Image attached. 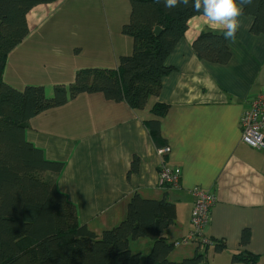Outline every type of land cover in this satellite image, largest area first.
Returning <instances> with one entry per match:
<instances>
[{"label": "crops", "instance_id": "1", "mask_svg": "<svg viewBox=\"0 0 264 264\" xmlns=\"http://www.w3.org/2000/svg\"><path fill=\"white\" fill-rule=\"evenodd\" d=\"M129 15V0H53L34 6L26 14L28 33L6 57L3 80L16 89L40 85L50 97L80 69L116 68L119 57L132 52V38L121 32ZM239 20L235 41L225 40L230 59L217 64L199 59L191 43L201 32L222 31L208 28L201 15L191 18L165 60L172 70L142 110L99 92L82 93L30 118L24 138L46 160L63 164L56 188L75 206L80 225L97 235L115 227L130 196L138 193L174 205L175 221L164 232L174 242L190 230L191 191L199 186L215 196L204 231L213 244L201 264H243L231 261L241 252L258 255L255 264H264V148L244 143L239 128L249 99L264 91V34L250 31L251 16ZM155 104L167 107L160 119L169 147L163 155L144 124ZM134 158L137 171L128 174ZM162 162L181 169L178 187L158 186ZM244 229L250 238L241 245ZM220 240L225 247L216 252ZM129 247L145 255L151 240H132ZM173 248L172 261L201 250L196 243Z\"/></svg>", "mask_w": 264, "mask_h": 264}, {"label": "trees", "instance_id": "2", "mask_svg": "<svg viewBox=\"0 0 264 264\" xmlns=\"http://www.w3.org/2000/svg\"><path fill=\"white\" fill-rule=\"evenodd\" d=\"M51 1L0 0V264H201L207 246L198 245L201 250L191 257L170 260L175 241H168L164 232L176 215L174 205L165 198L145 199L133 193L125 217L99 235L80 225L75 206L56 188L63 164L46 160L24 138L30 118L82 93L99 92L136 111L144 109L158 95L162 77L172 70L165 65L167 56L184 35L188 21L200 14L191 7L168 10L154 0H129L130 15L121 32L132 38V52L119 57L114 69L78 70L68 86H55L53 95L47 97L40 85L10 86L2 73L8 53L28 33L26 14ZM243 15L253 18V34H264V0H253ZM191 47L199 59L211 63L230 59L223 32H201ZM166 110L165 105L155 104L152 117L144 120L157 147L166 143L160 133ZM137 165L134 158L128 174L137 171ZM139 238L151 240L145 255L129 247L130 241ZM249 238L244 229L240 244L246 245ZM224 247V240L214 243L216 252ZM257 260L258 255L243 252L231 257L232 262L243 264Z\"/></svg>", "mask_w": 264, "mask_h": 264}, {"label": "built area", "instance_id": "3", "mask_svg": "<svg viewBox=\"0 0 264 264\" xmlns=\"http://www.w3.org/2000/svg\"><path fill=\"white\" fill-rule=\"evenodd\" d=\"M240 139L252 148H264V91L253 95L248 101L239 119ZM169 147L158 149L160 155L168 152ZM181 169L160 163L157 173V184L160 187H178ZM193 202L190 213V230L184 236L175 240L174 245L196 243L200 247H208L213 241L205 234V228L210 220V212L215 204V196L199 186L192 188Z\"/></svg>", "mask_w": 264, "mask_h": 264}, {"label": "clouds", "instance_id": "4", "mask_svg": "<svg viewBox=\"0 0 264 264\" xmlns=\"http://www.w3.org/2000/svg\"><path fill=\"white\" fill-rule=\"evenodd\" d=\"M163 3L168 10L178 7H191L205 20V25L213 30L223 32L225 40L235 41L236 34L241 27L239 17L244 8L253 3V0H154Z\"/></svg>", "mask_w": 264, "mask_h": 264}, {"label": "water", "instance_id": "5", "mask_svg": "<svg viewBox=\"0 0 264 264\" xmlns=\"http://www.w3.org/2000/svg\"><path fill=\"white\" fill-rule=\"evenodd\" d=\"M155 31H156V33H158V31H159V28H156V29H155Z\"/></svg>", "mask_w": 264, "mask_h": 264}, {"label": "rangeland", "instance_id": "6", "mask_svg": "<svg viewBox=\"0 0 264 264\" xmlns=\"http://www.w3.org/2000/svg\"><path fill=\"white\" fill-rule=\"evenodd\" d=\"M142 254H144V253H142Z\"/></svg>", "mask_w": 264, "mask_h": 264}]
</instances>
